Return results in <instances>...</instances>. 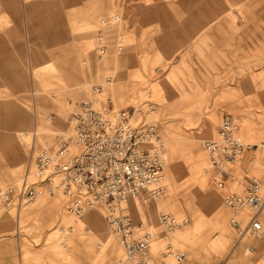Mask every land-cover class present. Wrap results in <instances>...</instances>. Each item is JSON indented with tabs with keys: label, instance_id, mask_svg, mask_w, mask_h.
Wrapping results in <instances>:
<instances>
[{
	"label": "rangeland",
	"instance_id": "rangeland-1",
	"mask_svg": "<svg viewBox=\"0 0 264 264\" xmlns=\"http://www.w3.org/2000/svg\"><path fill=\"white\" fill-rule=\"evenodd\" d=\"M88 34L104 53L77 52ZM82 100L142 109L134 120L165 142L163 192L129 201L136 235L153 234L148 264H264V236L239 241L230 223L250 212L224 203L245 172L264 188V0H0V192L33 171L46 144L69 139ZM226 113L245 150L232 166L238 181L222 189L203 143ZM106 213L75 216L61 193L20 210L0 200V264H120ZM160 213L187 222L166 230ZM258 218L264 228V208Z\"/></svg>",
	"mask_w": 264,
	"mask_h": 264
},
{
	"label": "built area",
	"instance_id": "built-area-1",
	"mask_svg": "<svg viewBox=\"0 0 264 264\" xmlns=\"http://www.w3.org/2000/svg\"><path fill=\"white\" fill-rule=\"evenodd\" d=\"M104 51L105 46H101L100 54ZM95 86L96 91H101V85ZM152 107L148 104L145 111ZM137 111L141 113L142 109L114 113L91 100L77 103L68 119L72 135L53 145L46 144L33 157V171L0 192L3 207L20 210L43 194L56 193L65 196L67 210L78 217L89 208L103 205L107 223L124 248L125 257L120 264H148L153 234L136 235L129 201L140 198L147 202L163 192L166 145L156 126L141 117L134 120ZM237 131L235 117L226 113L217 137L203 143L214 182L222 189L228 182L238 181L232 166L244 153L245 144ZM69 140L78 147L73 154ZM242 181V190L228 191L224 203L235 213L245 209L250 213L242 220L232 217L230 223L239 241L245 237L261 238L264 228L258 216L264 208L263 183L246 172ZM159 222L164 229L173 230L187 219L160 213ZM172 253L177 260L185 257L183 252Z\"/></svg>",
	"mask_w": 264,
	"mask_h": 264
},
{
	"label": "crops",
	"instance_id": "crops-1",
	"mask_svg": "<svg viewBox=\"0 0 264 264\" xmlns=\"http://www.w3.org/2000/svg\"><path fill=\"white\" fill-rule=\"evenodd\" d=\"M99 44H101L103 46V44L101 43V39H99L98 35H96V34L84 35L82 38H80L76 42V50L78 53H81V54L88 53V52H91L92 50H94L95 47Z\"/></svg>",
	"mask_w": 264,
	"mask_h": 264
},
{
	"label": "bare ground",
	"instance_id": "bare-ground-1",
	"mask_svg": "<svg viewBox=\"0 0 264 264\" xmlns=\"http://www.w3.org/2000/svg\"><path fill=\"white\" fill-rule=\"evenodd\" d=\"M79 48V47H78ZM80 50V49H79ZM102 106V105H101ZM104 106V105H103ZM74 147V148H73ZM78 150V147H77V145L75 144V143H73V144H71L70 145V152H73V153H75L76 151ZM72 153V154H73ZM169 165V164H168ZM176 165V164H175ZM156 201H157V199H156ZM158 203V202H157ZM152 206V205H151ZM160 206V205H159ZM143 209V208H142ZM156 216V215H155ZM97 216H96V213L95 212H93V213H91V214H89V221L90 222H92V223H96L97 222V218H96Z\"/></svg>",
	"mask_w": 264,
	"mask_h": 264
}]
</instances>
